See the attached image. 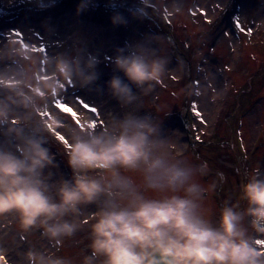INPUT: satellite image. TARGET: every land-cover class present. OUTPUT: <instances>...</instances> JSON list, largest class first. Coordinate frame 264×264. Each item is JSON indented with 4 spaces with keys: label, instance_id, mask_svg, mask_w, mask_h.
<instances>
[{
    "label": "clouds",
    "instance_id": "obj_1",
    "mask_svg": "<svg viewBox=\"0 0 264 264\" xmlns=\"http://www.w3.org/2000/svg\"><path fill=\"white\" fill-rule=\"evenodd\" d=\"M58 2L21 0L35 11ZM101 2L79 0L76 16ZM165 5L182 13L184 0H103L113 27L158 22ZM51 23L40 25L51 53L17 40L19 31L0 38V217L15 214L24 232L42 229L54 247L87 229L79 264H264V169L247 172L236 199L213 208L209 197L225 174L208 179L209 161L180 153L163 120L145 110L144 99L169 73L162 33L108 52L82 30L69 35ZM101 65L112 69L106 81ZM69 87L98 113L61 109ZM62 166L70 176L53 181L52 169ZM28 259L73 264L34 251Z\"/></svg>",
    "mask_w": 264,
    "mask_h": 264
},
{
    "label": "rangeland",
    "instance_id": "obj_2",
    "mask_svg": "<svg viewBox=\"0 0 264 264\" xmlns=\"http://www.w3.org/2000/svg\"><path fill=\"white\" fill-rule=\"evenodd\" d=\"M78 3L59 0L54 8L35 11L21 0H0V38L19 31L24 36H16L17 40L51 53L53 42L48 37L42 40L40 32L48 17L52 27L69 35L80 29L108 52L113 45L122 47L145 33H162L170 57L169 73L144 99L145 110L163 120L165 133L180 153L209 161L208 179H218L216 172L225 174V181L209 197L210 205L214 208L226 198L235 200L245 174L253 168L264 169V0H184L182 13L171 12L165 5L158 22L133 19L127 28L113 27L104 8L77 17ZM100 67L106 81L112 69ZM60 100L79 115L88 110L78 101L92 105L90 98L74 93L72 87ZM65 118L71 122L72 117ZM52 148L57 160L63 161L60 145L53 142ZM52 172L53 181L71 174L63 166ZM42 231L24 232L15 214L0 217V264H30L29 251L79 264L88 243L87 229L65 238L62 247H54Z\"/></svg>",
    "mask_w": 264,
    "mask_h": 264
},
{
    "label": "snow or ice",
    "instance_id": "obj_3",
    "mask_svg": "<svg viewBox=\"0 0 264 264\" xmlns=\"http://www.w3.org/2000/svg\"><path fill=\"white\" fill-rule=\"evenodd\" d=\"M78 103L84 108V109H87V110H90L92 112H97L98 113V109H96L93 105H89L88 103L86 102H83V101H78ZM61 109H63L64 111L66 112H69L71 113L72 116H75V117H78L79 116V113L72 107L70 106L68 103L66 102H62L59 106ZM196 114L199 116L200 113L199 111L197 110Z\"/></svg>",
    "mask_w": 264,
    "mask_h": 264
},
{
    "label": "bare ground",
    "instance_id": "obj_4",
    "mask_svg": "<svg viewBox=\"0 0 264 264\" xmlns=\"http://www.w3.org/2000/svg\"><path fill=\"white\" fill-rule=\"evenodd\" d=\"M61 19H62L64 22H66V20H65L63 17H62Z\"/></svg>",
    "mask_w": 264,
    "mask_h": 264
},
{
    "label": "trees",
    "instance_id": "obj_5",
    "mask_svg": "<svg viewBox=\"0 0 264 264\" xmlns=\"http://www.w3.org/2000/svg\"><path fill=\"white\" fill-rule=\"evenodd\" d=\"M56 145H58L59 143H57V142H55V141H53Z\"/></svg>",
    "mask_w": 264,
    "mask_h": 264
}]
</instances>
